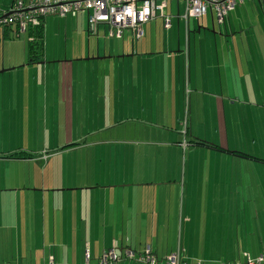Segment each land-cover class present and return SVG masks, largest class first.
Wrapping results in <instances>:
<instances>
[{
	"label": "crops",
	"instance_id": "crops-1",
	"mask_svg": "<svg viewBox=\"0 0 264 264\" xmlns=\"http://www.w3.org/2000/svg\"><path fill=\"white\" fill-rule=\"evenodd\" d=\"M15 1L0 0V10ZM20 1L28 7L38 0ZM180 7L167 3L169 26L158 17L147 33L148 23L141 26L138 40L130 30L110 36L115 29L89 24L86 11L47 16L42 51L32 61L27 33L0 28V131L12 117L5 111L28 114L33 109L24 108L35 106L34 98L44 123L47 95L57 100L49 130L55 149L9 159L20 152L1 148L0 264H97L109 250L121 257L117 264H143L128 263L124 254L146 250L156 264L171 255L188 264L264 258L261 182L256 187L246 172L241 182L238 172L236 187L211 199L212 187L190 186L195 176L188 175L211 157L243 161L227 142V154H209L196 141L200 130L218 124L223 145L234 121L223 103L203 109L204 97L225 91L239 97L246 76L251 95L262 96L264 5L245 0L222 23L208 9L187 27ZM118 133L126 139L118 141ZM71 157L84 171L63 169Z\"/></svg>",
	"mask_w": 264,
	"mask_h": 264
},
{
	"label": "rangeland",
	"instance_id": "rangeland-1",
	"mask_svg": "<svg viewBox=\"0 0 264 264\" xmlns=\"http://www.w3.org/2000/svg\"><path fill=\"white\" fill-rule=\"evenodd\" d=\"M175 6V3H173ZM175 9V8H174ZM180 12L183 13L181 15V20L183 21L181 24L183 25L184 20L182 19V16L184 15V6L181 4ZM175 13V10L173 11ZM176 19H173V23L175 24ZM159 23L158 19L153 20L150 23H146L144 30L149 31L150 27L154 28V26ZM104 24V23H102ZM185 24V23H184ZM107 25V24H106ZM142 25V26H144ZM124 31V30H123ZM264 68V67H263ZM242 84L243 90L240 92V96H230L228 91H225L223 94H216V98H207L204 97L205 103H203L204 107L203 109H218L217 108V102L223 103L225 105V109H233L232 116H233V123L228 124V129L223 132L224 134V141L223 145L221 143V132L219 130V135H217V126L215 125L214 130L207 129L206 131L200 130L199 131V141H202L206 143L207 145H203L199 148L208 150L209 152L206 153H218V154H227V152H224V143H228L227 150L231 152H241L239 156L243 161L240 163L238 161L228 160L227 158H214L211 157L207 161H203L200 163V166L195 168H187V171L192 169L188 175L195 176L194 181L189 180V185L199 186V187H207L211 188L209 192L210 198L213 197H219L223 196L225 189L230 188L234 189L237 185L238 178L237 174L239 172V178L241 182L243 181L242 174L243 172H246V178L247 181H254L257 186H259L261 182L262 188H264V76L261 79V91L262 96L253 97L252 90H253V84L249 80V76H246L243 78L240 82ZM238 83V84H239ZM253 83H255L256 89L259 86V83L257 80H254ZM237 84V86H238ZM76 86V85H74ZM29 99H25L26 101ZM31 100H34L35 106L27 107L24 109H33L26 114L25 111L23 113H20L18 116L9 113L8 111H5L6 115L12 116L7 120V123L2 127L3 131H0V139H2L1 133H4V143H0V152L2 151L1 148H3L4 152H14L15 150L20 153H26L28 156L32 154L37 157L42 152L52 151V149H55L54 146L51 145L52 139L50 138V131L52 129V118L53 116H50V106L55 104L57 100L47 95L45 101L47 102V105L49 106V109L46 110V124L43 123V109H39L37 106L36 99L32 98ZM219 103V104H220ZM7 109V108H6ZM53 113V112H52ZM38 114L39 121H36L35 115ZM20 115H26L25 119H18ZM28 117L32 118V120L28 121ZM75 117V116H74ZM187 124V123H186ZM45 129L46 135L43 133ZM185 130V131H184ZM186 136L187 129H184V126L182 124V131ZM81 132L82 131H77ZM87 132V131H84ZM117 140L122 141L126 139V136H123L122 134H117ZM91 141V140H89ZM255 143L256 146L253 147L252 143ZM55 145V143H53ZM62 147V145H61ZM253 147V148H252ZM27 151V152H26ZM205 154V153H204ZM255 157V160H250L249 158H246L247 156ZM235 156V155H234ZM38 161L41 160L40 158H37ZM182 161V158H181ZM248 163V165L246 164ZM53 162L50 163L49 167H52ZM76 164H80V161H77V159H73L72 157L67 160L65 158L62 165L64 166V170H70L73 168V171H84L83 167L77 166ZM36 167H38L40 170H43L45 168V163L43 162L38 164L36 162ZM39 165V166H38ZM242 166V167H241ZM173 167L175 169L178 168V161H173ZM9 171H13L11 167L7 168ZM19 171L20 168L14 167V171ZM49 170V168H47ZM94 172V171H92ZM254 174V178L252 177V173ZM259 172V174H258ZM251 174V177L249 176ZM260 181V182H259ZM250 185V184H245ZM262 198H264V193L261 195ZM105 253V252H104ZM145 253V252H144ZM139 255V254H138ZM177 256V255H176ZM93 262V261H92ZM127 263V261H126ZM125 263V264H126ZM128 263H134L133 261H128ZM136 264V263H135Z\"/></svg>",
	"mask_w": 264,
	"mask_h": 264
},
{
	"label": "built area",
	"instance_id": "built-area-1",
	"mask_svg": "<svg viewBox=\"0 0 264 264\" xmlns=\"http://www.w3.org/2000/svg\"><path fill=\"white\" fill-rule=\"evenodd\" d=\"M245 0H38L28 7L23 6L20 0L15 1L7 11L0 10V28L17 26L18 35L26 32L28 27H38L41 20L47 16L66 15L75 16L78 12H88V22L91 25L107 24L115 32L110 36L120 39L123 30H130L133 39L143 36L141 26L160 17L164 26H169V19L164 15L169 2L183 4L182 19L188 26L190 20H202L208 9H212L218 23ZM264 5V0H259ZM184 129L187 124L184 122ZM185 131V130H184ZM183 131V134H184ZM124 257L143 264H156L149 250L142 255L126 251ZM122 259L114 250L103 253L98 264H117ZM48 264H54L52 262ZM85 264H88V259ZM165 264H188L179 260L176 255L167 257ZM200 264V263H193ZM231 264V263H228ZM243 264H264V258L252 259L245 256Z\"/></svg>",
	"mask_w": 264,
	"mask_h": 264
},
{
	"label": "trees",
	"instance_id": "trees-1",
	"mask_svg": "<svg viewBox=\"0 0 264 264\" xmlns=\"http://www.w3.org/2000/svg\"><path fill=\"white\" fill-rule=\"evenodd\" d=\"M42 20H41V23L38 27H34V28H31V27H28L27 30H26V33L28 35V38H29V54H28V59L29 60H33L34 58L37 57V55L40 53V51H42V43H43V38H42ZM12 26H9V27H4L3 29H8ZM14 31H15V36L18 35V29H17V26H14ZM13 32V30H12ZM14 36V35H13ZM196 144L199 145V146H203L205 145L206 143L202 142V141H199L197 140L196 141ZM207 146V145H205ZM24 153H12L10 155L7 156V158L9 159H22L23 158V155ZM181 261V260H180ZM197 263H200V262H197ZM229 262H226V263H223V264H228ZM244 263V260L243 261H240L239 263H234V264H243ZM98 264V262H97ZM201 264V263H200ZM233 264V263H231Z\"/></svg>",
	"mask_w": 264,
	"mask_h": 264
}]
</instances>
